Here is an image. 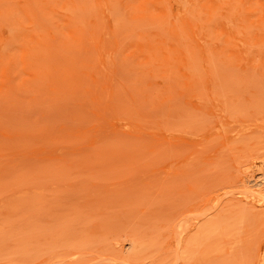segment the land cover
I'll return each instance as SVG.
<instances>
[{"label": "rangeland", "instance_id": "374dc122", "mask_svg": "<svg viewBox=\"0 0 264 264\" xmlns=\"http://www.w3.org/2000/svg\"><path fill=\"white\" fill-rule=\"evenodd\" d=\"M0 264H264V0H0Z\"/></svg>", "mask_w": 264, "mask_h": 264}]
</instances>
